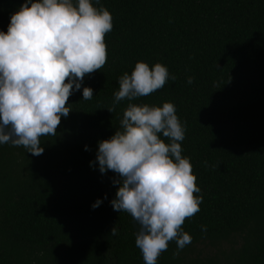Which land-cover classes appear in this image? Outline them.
Masks as SVG:
<instances>
[{"label": "trees", "instance_id": "16d2710c", "mask_svg": "<svg viewBox=\"0 0 264 264\" xmlns=\"http://www.w3.org/2000/svg\"><path fill=\"white\" fill-rule=\"evenodd\" d=\"M91 2L112 16L106 64L70 96L57 135L40 138L41 155L0 144V264H144L140 225L110 204L119 177L102 175L95 161L128 103L164 102L185 129L181 155L202 202L182 226L191 243L173 256L170 241L157 264H264V0ZM24 3L0 0V31ZM137 62L162 64L168 81L108 112Z\"/></svg>", "mask_w": 264, "mask_h": 264}, {"label": "clouds", "instance_id": "9594fccd", "mask_svg": "<svg viewBox=\"0 0 264 264\" xmlns=\"http://www.w3.org/2000/svg\"><path fill=\"white\" fill-rule=\"evenodd\" d=\"M112 27L110 12L94 7L91 0H25L10 16L7 31H0V144L23 146L33 156L43 153L40 138L57 135L61 118L71 111L70 96L81 89L85 76L106 64L104 38ZM168 79L162 64L137 62L130 75L119 78L113 107L107 111H115L121 101L152 94ZM192 82L189 77L187 83ZM82 97L91 100L93 90L84 87ZM184 138L174 104L128 103L120 129L98 142L99 172L119 177L113 180L118 187L111 207L140 225L135 246L144 264H157L170 241L177 245L173 256L191 243L182 226L199 212L202 197L195 195L200 188L190 160L181 155ZM101 203L97 200L91 207ZM110 234L118 235L115 226Z\"/></svg>", "mask_w": 264, "mask_h": 264}]
</instances>
